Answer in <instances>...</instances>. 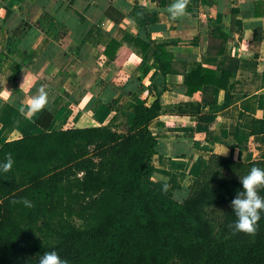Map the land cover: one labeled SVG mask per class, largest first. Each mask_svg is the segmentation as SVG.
Returning <instances> with one entry per match:
<instances>
[{
  "label": "crops",
  "instance_id": "obj_1",
  "mask_svg": "<svg viewBox=\"0 0 264 264\" xmlns=\"http://www.w3.org/2000/svg\"><path fill=\"white\" fill-rule=\"evenodd\" d=\"M170 2L0 0V115L8 105L20 111L11 126L0 123V146L44 131L37 120L46 109L53 115L48 130L131 120L137 103L154 99L148 86L160 78L157 41L177 57V70L167 76L164 110L151 124L159 143L145 180L182 201L212 153L264 156V134L251 133L254 119H264V0H188L176 19L167 13ZM109 7L121 21L106 14ZM112 40L119 43L115 60L105 53ZM227 56L239 60L229 86L216 87L214 102L202 106L214 120L174 112L205 96L187 94L185 75L202 64L222 77ZM41 85L49 106L27 116L21 109Z\"/></svg>",
  "mask_w": 264,
  "mask_h": 264
},
{
  "label": "trees",
  "instance_id": "obj_2",
  "mask_svg": "<svg viewBox=\"0 0 264 264\" xmlns=\"http://www.w3.org/2000/svg\"><path fill=\"white\" fill-rule=\"evenodd\" d=\"M113 11L106 14L121 21L123 14ZM221 30L216 26L214 34ZM153 42L160 69L148 86L154 99L135 105L126 129L109 123L48 130L53 115L46 109L37 120L44 131L0 146V159L11 152L15 160L0 174V264H38L53 249L69 264H264V213L254 234L235 232L230 205L242 190L239 177L264 167V156L243 161L212 153L182 201L145 180L159 143L151 124L164 110L167 76L177 70L172 50ZM118 45L112 40L106 48L112 60ZM226 58L222 77L202 64L185 75L187 94L205 96L174 112L214 120L202 106L214 102L216 87L228 88L239 60ZM19 113L8 105L0 123L11 126ZM251 133L264 134V119H254ZM257 190L264 196V185Z\"/></svg>",
  "mask_w": 264,
  "mask_h": 264
},
{
  "label": "clouds",
  "instance_id": "obj_3",
  "mask_svg": "<svg viewBox=\"0 0 264 264\" xmlns=\"http://www.w3.org/2000/svg\"><path fill=\"white\" fill-rule=\"evenodd\" d=\"M187 3L188 0H171L167 13L172 19L184 16ZM37 92L38 94L32 95L21 109L27 116H32L49 106V92L45 90V87L39 86ZM14 163L13 154L5 153L4 158L0 159V174L9 172ZM239 179L242 190H237L236 196L230 202L235 215L232 227L235 232L254 234L257 222L261 219V213H264V196H261L257 190L264 185V167L254 165ZM22 202L26 207L32 206L31 201L26 198L22 199ZM38 264H69V261L53 249L39 256Z\"/></svg>",
  "mask_w": 264,
  "mask_h": 264
},
{
  "label": "rangeland",
  "instance_id": "obj_4",
  "mask_svg": "<svg viewBox=\"0 0 264 264\" xmlns=\"http://www.w3.org/2000/svg\"><path fill=\"white\" fill-rule=\"evenodd\" d=\"M71 91V90H70ZM70 96V95H69ZM72 96V95H71ZM70 96V97H71ZM71 99L73 100V98L71 97ZM129 121L126 120H118L117 123L115 121V123H113V125L115 126V128H117L118 130H124L127 128Z\"/></svg>",
  "mask_w": 264,
  "mask_h": 264
}]
</instances>
